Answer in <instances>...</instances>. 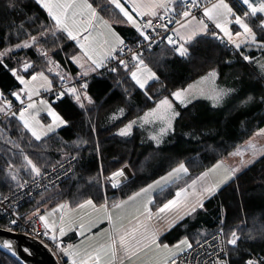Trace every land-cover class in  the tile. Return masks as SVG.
Listing matches in <instances>:
<instances>
[{
	"label": "trees",
	"instance_id": "1",
	"mask_svg": "<svg viewBox=\"0 0 264 264\" xmlns=\"http://www.w3.org/2000/svg\"><path fill=\"white\" fill-rule=\"evenodd\" d=\"M91 1L96 6L101 5L102 13L112 18L110 20L119 22L122 19L112 5H106V0ZM229 1L236 12L243 14L246 10L239 0ZM7 5L8 0H0V51L14 48L15 44L27 38L26 32L35 34L41 25L53 24L47 11L36 0H19L15 10ZM177 7L179 9L180 5ZM249 22L260 41L264 32L259 27V14L257 17H249ZM116 27L124 29L119 25ZM212 31L215 30L211 29L209 33ZM41 46L54 59H58L66 77H70L71 73L77 74L78 67L71 57L77 55L79 49L64 33L56 32L54 36L49 34L47 43L41 42ZM187 47V57L176 54L166 41L145 54L147 66L159 77L147 84L146 89H140L131 79L132 67L126 72L122 66H118L116 72L92 78L87 89L92 103L84 100V108L69 95L54 103L51 97L48 98L67 123L40 141H36L23 129L18 117L9 114L2 118L0 195L10 194L34 175L23 166V155L29 156L41 171L69 155L78 157L73 177L39 193L20 207L19 213L24 218H30L36 208H40L43 214L45 210L65 201L74 207L76 202L83 199L91 198L94 203L101 204L107 198L111 204L146 187L183 162L189 173L155 193L153 208L156 209L175 195L183 180L190 181L227 158L241 143L264 127V78L254 66V60L264 56V51L253 49L244 54L234 47H226L223 41L211 35L198 36ZM241 53L251 57L252 62L245 61ZM21 61L30 62L32 68L25 72ZM5 64L7 67H4ZM46 64L47 60L36 47L14 49L0 64V90L17 101L12 93L18 91L21 85L10 69L16 68L18 72L29 76L34 71H46ZM212 70L221 73L222 79L228 83L241 90H248L251 99L243 104L219 107L199 99L187 107L179 106L180 116L177 117L175 129L160 148L136 133L126 137L118 135L119 128L144 113L159 99L171 96L172 92ZM75 74L70 79L79 76ZM50 77L53 84L61 80L60 76L50 74ZM0 106H3L1 102ZM120 109H123L122 115ZM14 144L19 145V148L14 147ZM10 163L16 166L12 170L17 176L16 180L9 174ZM125 166H129L133 177L113 188L107 176ZM221 220L224 221L225 234L235 229L241 237L237 251H232L231 246L227 248L229 264H246L251 255L264 254V155L206 199L203 209L186 216L162 238L172 234L175 239L186 235L196 244L197 239L200 241L219 232ZM9 226L7 218H0V227L9 229ZM0 264L21 263L0 249Z\"/></svg>",
	"mask_w": 264,
	"mask_h": 264
},
{
	"label": "snow or ice",
	"instance_id": "2",
	"mask_svg": "<svg viewBox=\"0 0 264 264\" xmlns=\"http://www.w3.org/2000/svg\"><path fill=\"white\" fill-rule=\"evenodd\" d=\"M19 0H8V7L15 10ZM43 9L47 11L48 16L54 22L52 25H41L35 34L26 32V39L14 45V48H7L0 51V64H3L4 58L14 51V49H29L36 47L42 56H44L50 65L48 71L52 72L60 68V65L52 60L49 51L41 46V42L47 43L49 34L55 35L56 32L66 34L69 40L75 41L80 49L79 55H73L71 60L79 65L82 69V76L87 77L90 73H95L101 68H105L108 62L117 61L118 66H122L127 72L129 71V61L119 58V54L123 53L126 47L124 40L112 28L109 21L105 20L97 12L88 0H36ZM184 9L180 13H176L175 0H109V4L122 14L126 23H130L136 31L148 41V47H151L152 37L148 34V29L157 32V26L153 20L161 21L159 27L165 32L169 31L168 25L175 23L178 27L171 29L172 35L166 36V43L180 57L189 55V48L186 46L194 41L198 36L211 35L213 38L230 43L236 49H240L242 45H255L264 49V36L260 41L257 40V34L253 28L246 22L248 17H257L261 21L259 27L264 32V0H241L242 5L246 6L243 15L237 14L233 8L225 2V0H215L209 5H205L202 9V17L197 18L193 14V9H199V0H183ZM176 13L180 19H173L169 14ZM148 17L147 20H144ZM167 18V22L165 19ZM143 21V23H141ZM235 23L239 27V31L232 32L230 25ZM209 23L214 25L219 32L212 31L209 33ZM222 33V35H220ZM165 39V37H161ZM129 51H131L129 49ZM243 59L249 63L252 58L243 55ZM135 61L134 70L130 71L131 79L139 86L140 89H146L149 80H158L156 73L153 72L144 62L142 53L139 51L133 53L132 58ZM23 70L28 72L32 68V64L28 61H21ZM4 67H7L5 64ZM264 70V63L260 65ZM12 75L19 81L23 87L18 92L12 93L16 100L20 102L21 108L18 112L11 111V103L5 102L0 106V112L18 117L23 129L30 133L31 137L36 141L42 140L49 133L55 132L60 125L66 124L45 101H34L33 97L39 95V89L51 90L52 81L43 71H34L30 73V78L18 75V69H10ZM116 72L117 67L109 69ZM57 75L64 81L67 77L61 75L57 71ZM218 76L216 70L210 71L206 76L194 84H189L187 88H181L171 93L173 99L180 105L187 107L192 99L197 96L207 95L214 103H219L224 96L228 94L225 89H217L215 80ZM70 79V78H67ZM210 87L206 90L201 87L203 84ZM88 83L82 81L79 89L76 86L66 87L57 93V98L69 95L75 99L81 108H84V100L92 103V99L87 94ZM27 96V103L21 94ZM3 93H0L2 97ZM151 99V97H148ZM251 99V97H249ZM38 103L43 106L47 114L51 117L52 123L43 125L39 119L40 109ZM123 114V109H120ZM180 113L175 110L173 100L168 97L160 99L155 107L149 109L143 116L138 117L141 126L151 125L159 122L158 131L154 132L150 139L157 146L169 132L174 131V121ZM116 118V117H114ZM137 121L129 122L123 129L118 132L122 137L129 136L132 132L133 125ZM255 135L264 136V129H260ZM19 148V145L14 144ZM248 149L252 151L253 159L257 155H264V149H257L254 144L249 142ZM246 150L237 148L236 151L230 153L232 156H244ZM21 154L23 150L21 149ZM72 159H75L73 157ZM24 165L35 176H41V168L27 155H23ZM253 160L242 161V164L252 163ZM14 164H9V174L13 180L17 176L13 173ZM239 168H229L225 166L223 160L215 163L211 168L202 172L200 175L191 180L189 184L179 188L174 198L163 203L156 211H153L154 197L152 192L163 187L175 179L180 178L189 173L188 167L183 163H179L172 171L159 180L141 187L138 191L133 192L126 199L113 201L111 204L107 198L104 202L97 205L93 199L87 198L76 202L73 207L69 202H64L45 210L41 214L40 208H36L32 212V216L42 222L45 229L44 235L49 236L55 242L57 240V232L60 237H64L69 231L78 232L82 237L79 244H68L66 246L57 243L56 247L59 251L68 256L71 264H177V257L180 253L193 248V242L184 237L177 244L169 246L167 243L160 242L161 229L157 226V222L165 221L167 227H172L186 216H191L198 209L204 208V201L215 195L221 186L233 179ZM125 177L124 169L121 168L111 174L108 181L112 187L118 186L121 178ZM23 187V184L19 185ZM7 199V197H5ZM102 213V218L108 222V229L99 234L88 235L91 228L97 221L92 219L93 214ZM127 218V223L125 219ZM17 221L12 219L10 224L15 225ZM222 227L218 232L220 244L223 246L221 251H225L231 246L232 251H237L238 241L241 239L237 230H230L225 234L223 229L224 221L221 220ZM11 230V229H9ZM200 244L197 239L195 241ZM4 247L10 251L13 245L10 241L4 242ZM212 264H228L227 259L216 256L212 260ZM246 264H264V259L255 260L248 259Z\"/></svg>",
	"mask_w": 264,
	"mask_h": 264
},
{
	"label": "built area",
	"instance_id": "3",
	"mask_svg": "<svg viewBox=\"0 0 264 264\" xmlns=\"http://www.w3.org/2000/svg\"><path fill=\"white\" fill-rule=\"evenodd\" d=\"M211 2H215V0H201L199 2L200 8L193 9V14L197 17H202L203 7L205 5H209ZM183 9L184 3L183 0H181V5L179 9H176V13H180ZM176 13H170L169 15L173 19H180V16L176 15ZM147 19L148 17L144 18V20ZM165 22H167V18L165 19ZM141 23H143V21H141ZM153 23L157 26V32H153L151 29L147 30L148 34L152 37L150 48L148 47L149 42L144 40V38L140 36V34L135 42H131L128 39L124 40L126 47L124 48L123 53L119 54V58L129 61V67L133 68L135 61H133L131 58L133 53L137 51L142 53V58L144 59V62L146 64L145 54L163 41H166V36L173 34L171 32V29H174L177 26L175 23L169 24V31L165 32L164 29L159 27L161 23L160 20L154 19ZM209 26H211V23H209ZM161 37H165V39H161ZM223 44H225L226 47L233 48V45L227 43L226 38L223 41ZM129 49L131 51H129ZM112 67H118L116 60L108 62L105 68H101L95 73H90L87 77L79 75L77 77H72L71 79H65L64 81L60 80L53 85L51 90L42 92L40 96H37L34 99L40 100L41 98L51 97L53 102L57 101L60 99L57 98V93H59L64 88L71 86H76L78 88L82 81H87V83H90L92 78L96 75L111 73L109 69ZM0 93H3L2 97H0L1 103L3 105L5 102L11 103V111L18 112V110L21 108L20 102L15 101L9 94L1 90ZM24 100L26 104L27 98H25ZM7 115L9 114L2 113L0 115V120ZM73 157H75V159H72ZM77 161L78 157L76 155L68 156L49 169L42 171L41 176H34L29 181L24 182L23 187L19 186L8 195H0V218H7L9 220V223L12 219H15L17 221L15 225L10 224L9 229L14 232L26 233L29 236L37 239L52 252L59 264H71V261L66 255L62 254L59 251V248L56 247V244L60 243L66 246L68 244H73V241L57 238V240L53 242L50 239V235H44L45 229L43 228L42 222L38 221L36 217L33 216H31L30 218H24L22 214L19 213V209L22 205H24L27 201L33 199L39 193L53 188L63 183L67 179L73 177L76 172ZM110 176L111 175L107 176V178H109ZM5 197H7V199H5ZM222 247L223 246L220 244V237L218 236V232H215L210 236L200 240V244H193L192 249H188L180 253L177 257V264H212V260L216 258L217 255H219V257L221 258L227 259L228 261L227 248L225 249V251H221ZM248 259L261 260L264 259V254L256 253L251 255Z\"/></svg>",
	"mask_w": 264,
	"mask_h": 264
},
{
	"label": "rangeland",
	"instance_id": "4",
	"mask_svg": "<svg viewBox=\"0 0 264 264\" xmlns=\"http://www.w3.org/2000/svg\"><path fill=\"white\" fill-rule=\"evenodd\" d=\"M240 2H241V0H239ZM88 2L89 3H91L92 5H93V7H95L96 8V10H97V12L100 14V16H102L105 20H107V21H109V23L111 24V26L112 25H114L115 24V21H112V20H110V19H112V18H110V17H107L106 15H104L102 12H103V9H102V7H101V5L100 6H96L91 0H88ZM225 2L226 3H228L232 8H233V6H232V4H231V2L229 1V0H225ZM253 2H255V0H253ZM109 3H106V5H108ZM104 6V5H103ZM246 7V6H245ZM102 10H101V9ZM233 10L235 11V9L233 8ZM236 12V11H235ZM237 14H239V15H243V14H240V13H238V12H236ZM246 22L247 23H249V25L251 26V23L249 22V17L248 18H246ZM54 23V22H53ZM213 26V28H214V25H212L211 24V26L210 27H212ZM252 27V26H251ZM112 28H113V26H112ZM230 28H231V30H232V32L233 33H235L236 31H239L240 29H239V27L233 22L231 25H230ZM235 28V29H234ZM215 29V28H214ZM216 30V32H219V30L218 29H215ZM66 35V34H65ZM220 35H222V33L220 34ZM75 42V41H74ZM76 43V42H75ZM77 45V44H76ZM77 47H78V45H77ZM234 47V46H233ZM243 48H244V50H243ZM78 49H79V47H78ZM236 49V48H235ZM253 49H256L257 51H264V49H261V48H258V47H256L255 45H249V46H245V45H242L241 46V48L239 49V50H241L244 54H248L249 53V51H251V50H253ZM80 54V49H79V53L77 54V55H79ZM49 56L52 58V60H54V61H56L59 65H60V68L59 69H57V70H54V71H52V72H49L48 71V68L49 67H53V65H50L49 63H48V61H47V64H46V71H43L44 73H45V75L46 76H48V78H49V80H51L52 79V77H50V74H52V75H55V76H59V75H57V71H59L60 73H61V75H66V72L65 71H62V66H61V64L59 63V61H58V59H54L53 58V56H51V54L49 53ZM45 58V57H44ZM46 59V58H45ZM47 60V59H46ZM262 63H264V56H262V57H259V58H257V59H255L254 60V66H255V68H256V70H257V72L259 73V74H261V76H263V78H264V70H262L261 69V67H260V65L262 64ZM77 65V64H76ZM77 67H78V70H79V75H82V69H80V67H79V65H77ZM133 70H134V68H133ZM18 75H22V76H24L26 79L27 78H30V75L29 76H27L26 74H24L23 72H18ZM219 79V81L217 82V83H215V86H216V88H218V89H224V88H230V87H232V86H234L233 84H231V83H228V81H225L224 79L223 80H220V78H218ZM148 84V83H147ZM21 85V84H20ZM23 87V85H21V88ZM52 87H53V83H52ZM52 87H51V89H52ZM20 88V89H21ZM20 89H18V91H20ZM18 91H16V92H18ZM48 90H45L44 88H40L39 89V95L38 96H40V94L42 93V92H47ZM22 95V98L24 99V98H26L27 96L26 95H24L23 93L21 94ZM37 96H34L33 97V100L34 101H40V100H45V101H47L50 105H51V107L56 111V113L64 120V121H66L61 115H60V113L57 111V109L54 107V105H53V103L48 99V98H41L40 100H35L34 98H36ZM210 102H213L211 99L209 100ZM222 101V100H221ZM220 101V102H221ZM1 102V101H0ZM195 102V101H194ZM37 107H38V109H40V111H39V115H38V117H37V119H39V121L43 124V125H48V124H51L52 123V119H51V117L47 114V111L43 108V106L42 105H40L39 103H38V105H37ZM182 107H184V106H182ZM177 110H179V106H178V104H177ZM0 115H1V113H0ZM136 121H137V123H136V126H139L138 127V130L135 132L136 134H139L140 136H141V138H147L148 139V141L149 142H151V139H150V136L154 133V132H156V131H158V129H159V127H160V125L159 124H156V123H154V124H151V125H144V126H141V123H140V121L138 120V119H136ZM67 123V122H66ZM65 125V124H64ZM64 125H60V126H58L57 128H56V130L55 131H57L59 128H61L62 126H64ZM261 129H264V128H261ZM258 131V130H257ZM256 131V132H257ZM134 132V131H133ZM132 132V133H133ZM255 132V133H256ZM172 132H170L168 135H167V137L171 134ZM255 133H254V136L252 135V138L250 139V140H248V142H246L245 144H243L242 145V150H246L245 151V155L244 156H239L238 157V159H233V162L234 163H237L238 162V165H239V167H240V171L239 172H237L236 173V175L237 174H239L244 168H246V167H248L251 163H246V164H242V161H245V159H246V161L247 160H250V159H252L253 160V162L254 161H256L258 158H260L262 155H257L254 159H253V155H252V151L250 150V149H248V144H249V142H251L252 144H254L255 146H256V148L259 150V149H264V136H260V135H255ZM51 133H49V135H50ZM166 136V135H165ZM163 137V139H162V142L159 144V146H157L156 145V143L154 144V146H156L157 148H160V147H162V144L164 143V141H165V139L167 138V137ZM45 138V137H44ZM246 141V140H245ZM244 141V142H245ZM243 142V143H244ZM242 144V143H241ZM240 146V145H239ZM236 150V149H235ZM234 150V151H235ZM233 151V152H234ZM69 156H72V155H69ZM229 156H230V154H229ZM229 156L227 157L228 159H229ZM68 157V156H67ZM224 161V163H225V166H227V167H229V168H233L234 166H236V164H228L227 162H226V159L225 160H223ZM252 162V163H253ZM77 163H78V161H77ZM210 168V167H209ZM76 169H77V167H76ZM235 175V176H236ZM35 176V174L30 178V179H32L33 177ZM161 177H163V176H160V177H158V178H156V179H154L151 183H149V184H152L154 181H156V180H159ZM30 179H28V180H26V181H29ZM108 179V178H107ZM25 181V182H26ZM188 181V180H187ZM231 180H229L228 182H230ZM184 182H186L185 180H183L182 181V183H184ZM227 182V183H228ZM182 183H180V184H182ZM227 183H225V184H223L222 186H221V188L223 187V186H225ZM169 184V183H168ZM167 184V185H168ZM167 185H165V186H167ZM220 188V189H221ZM157 189H155L154 191H156ZM61 203H64V202H61ZM60 204V203H59ZM49 210H51V209H49ZM103 231L102 230H100V232L99 233H102ZM98 232H91L90 234H88V235H92V234H99ZM173 236H175L174 234H172L170 237H166L165 239L164 238H160V242L161 243H167L170 247L171 246H173V245H175V244H177L181 239H183L184 237H188V236H186V235H183V236H181V237H179V238H174ZM82 239V238H81ZM81 239H79V240H77L76 242H75V244H79L80 243V241H81ZM188 239L191 241V239L188 237ZM68 257V256H67ZM69 258V257H68ZM69 260H70V258H69ZM71 261V260H70Z\"/></svg>",
	"mask_w": 264,
	"mask_h": 264
},
{
	"label": "crops",
	"instance_id": "5",
	"mask_svg": "<svg viewBox=\"0 0 264 264\" xmlns=\"http://www.w3.org/2000/svg\"><path fill=\"white\" fill-rule=\"evenodd\" d=\"M106 3H109V0H106ZM108 5H110V4H108ZM178 5H181V0H175V8L177 9L178 7ZM114 7V6H113ZM117 10V9H116ZM118 11V10H117ZM119 12V11H118ZM121 15V17H122V14H120ZM105 18V17H104ZM198 19L199 18H201V17H197ZM106 19V18H105ZM116 25H119V26H121V27H123L124 29H119L118 27H116ZM113 26V29L120 35V37L123 39V40H125V39H127V37H128V39L130 38L131 40H136L137 38H138V36H139V33L136 31V29L130 24V23H126L125 22V20H124V18L122 17V19L121 20H119V22H115V24L114 25H112ZM176 27H178V25L176 26ZM175 27V28H176ZM211 29H214L213 28V26L212 27H210L209 26V30H211ZM215 30V29H214ZM216 31V30H215ZM76 64V63H75ZM153 72H155L150 66H148ZM133 70V69H132ZM210 72V71H209ZM208 72V73H209ZM71 73V72H70ZM208 73H206V74H204V75H202V76H200V77H198V78H196V79H194L193 81H191L189 84H194L196 81H198V80H200L201 79V77H203V76H206ZM217 73H218V76H217V78H216V80H215V83H217L218 81H219V79L218 78H220V80H223L222 79V76H221V73H219L218 71H217ZM74 74L75 73H71V74H69V76L71 77L72 75L74 76ZM77 74H79V70H78V72H77ZM77 74H75V75H77ZM156 76H157V74H156ZM70 77H68L67 76V78H70ZM158 77V76H157ZM159 78V77H158ZM151 81H154V80H149L148 81V84L151 82ZM189 84H187L186 86H184V87H182V88H187L188 87V85ZM201 87H203V88H205L206 90L210 87V85H208L207 83L206 84H203V85H201ZM181 89V88H180ZM218 89V88H217ZM225 90H230V91H228V94L226 95V96H224L223 97V99H222V101L221 102H219V103H214V102H210L209 100V98L207 97V95H202V96H197V97H195V98H193L192 99V102L191 103H193L194 101H196V100H199V99H205V100H207V101H209V103L210 104H212L213 106H215V107H219V106H228L229 104H232V105H237V104H243L244 102H246V101H248L249 100V97H250V93H249V91L248 90H241V89H239L238 87H236V86H232V87H230V88H224ZM166 97H168L170 100H173V104H174V108H175V110L176 111H178L179 112V110H177V104H178V106H183V105H180L179 104V102H177V101H175L174 99H173V97L172 96H166ZM164 98V97H163ZM162 99V98H161ZM160 100V99H159ZM158 100V101H159ZM157 101V102H158ZM156 102V103H157ZM155 103V104H156ZM191 103H189V104H191ZM155 104L152 106V107H150L149 109H151V108H153V107H155ZM188 104V105H189ZM149 109H147L145 112H147ZM144 112V113H145ZM144 113H142V114H140L139 116H137V117H135V118H133L132 120H130V121H128L126 124H124L121 128H119V130H118V132L121 130V129H123L129 122H131V121H133V120H136V119H138V117H141V116H143L144 115ZM176 120H177V118L175 119V121H174V129H175V126H176ZM156 124H159V122H156ZM160 125V124H159ZM138 127L139 126H136V124H134L133 125V129H132V132L133 133H135L137 130H138ZM264 128V127H263ZM260 130V129H259ZM258 130V131H259ZM257 131V132H258ZM131 132V134H133ZM173 132V131H172ZM170 133V132H169ZM168 133V134H169ZM167 134V135H168ZM167 135L165 136V137H167ZM253 136H254V134H253ZM252 138V136L248 139V140H250ZM146 141H148V139L147 138H144ZM248 140H246L244 143H242V144H240V146H238L237 148H240L241 150H242V145L243 144H245L246 142H248ZM149 143H151V144H155L152 140H151V142H149ZM237 148H236V150H237ZM235 150V151H236ZM238 157L239 156H232V155H230L229 156V159L228 158H225L226 159V162L228 163V164H236V166H234L233 168H239L240 169V167H239V165H238V162L237 163H234L233 162V159H238ZM225 159H223V160H225ZM245 161H246V159H245ZM248 161V160H247ZM212 167V166H211ZM210 167V168H211ZM209 169V168H208ZM207 169V170H208ZM172 171V170H171ZM206 171V170H205ZM170 172V171H169ZM168 173V172H167ZM167 173L166 174H164V175H162V176H166L167 175ZM201 174V173H200ZM199 174V175H200ZM183 177V176H182ZM197 177V176H196ZM181 178V177H180ZM180 178H177V179H175L174 180V182L176 181V180H178V179H180ZM194 179V178H193ZM191 182V180L190 181H186V182H184V183H182V184H180L179 185V188H181V187H184V186H186L187 184H189ZM171 183H173V182H170L168 185H170ZM167 185V186H168ZM166 186H164L163 188H165ZM178 188V189H179ZM177 189V190H178ZM160 190V188H157V190L156 191H153L152 192V196L154 197V195H155V193L156 192H158ZM172 198H174V196L172 197ZM171 198V199H172ZM126 199V198H125ZM65 202H67V201H65ZM97 205H99V204H97ZM161 207V206H160ZM152 208H153V206H152ZM157 209V208H156ZM156 209L155 208H153V211L155 212L156 211ZM92 219L93 220H95V221H97L96 223H94L93 224V226H92V228H91V232H100V230H102V231H104V230H106V229H108V222H107V220L106 219H103L102 218V213H95V214H93V216H92ZM125 223H127V218L125 219V221H124ZM157 226L158 227H160V229H161V234H160V238L168 231V230H170L172 227H167L166 226V223H165V221H159V222H157ZM90 232V233H91ZM90 233H88V234H90ZM57 238H60V239H65V240H70V241H73V244H75V242L77 241V240H79V239H81L82 237H80L79 236V234H78V232H76V231H69V232H67L66 233V235L64 236V237H60L59 236V233L57 232Z\"/></svg>",
	"mask_w": 264,
	"mask_h": 264
},
{
	"label": "water",
	"instance_id": "6",
	"mask_svg": "<svg viewBox=\"0 0 264 264\" xmlns=\"http://www.w3.org/2000/svg\"><path fill=\"white\" fill-rule=\"evenodd\" d=\"M125 177L120 182H125L133 177L129 166L123 167ZM10 241L12 250L4 247V242ZM0 249L13 255L21 264H59L52 252L37 239L26 233L14 232L0 227Z\"/></svg>",
	"mask_w": 264,
	"mask_h": 264
}]
</instances>
